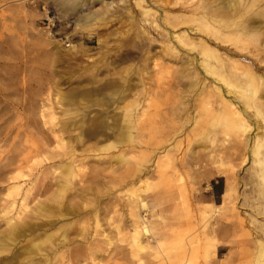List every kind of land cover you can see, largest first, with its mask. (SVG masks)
I'll return each mask as SVG.
<instances>
[{"label": "rangeland", "instance_id": "1", "mask_svg": "<svg viewBox=\"0 0 264 264\" xmlns=\"http://www.w3.org/2000/svg\"><path fill=\"white\" fill-rule=\"evenodd\" d=\"M149 1L0 0V264H258L255 239L264 242V173L257 175L248 138L234 150L227 125L209 126L198 86L192 90L194 80L181 74L180 62L193 66L201 58L170 42L169 32L206 40L225 63L229 60L226 66L233 65L226 71L245 72L250 66L264 82V0ZM145 7L149 12L142 14ZM169 22L174 28L168 30ZM244 27L253 38L244 35ZM171 44L177 47L173 56ZM195 66L192 74L213 87L216 78ZM108 81H127L122 84L126 91H98ZM259 96L263 101L264 90ZM224 98L245 109L233 94ZM134 100L148 115L146 140L158 141L162 131L172 128L177 129L174 139L184 141L188 135L190 140L178 152L190 162L171 176L165 203L159 169L150 162L139 175L128 171L129 165L117 162L118 149L102 150L115 142L101 136L110 134L105 126L97 137L87 132L99 122L119 123L123 107ZM253 111L245 119L251 126L246 135L252 137L263 124ZM147 152L152 161L158 151L146 145L132 156ZM70 165L79 171L63 192L62 175ZM134 178L142 182L138 188ZM24 197L23 219L12 223L25 231L7 237V203L13 198L19 206ZM135 199L144 208L138 228L129 216ZM42 223L47 225L37 229ZM26 227L33 230L26 232ZM134 230L142 234L139 243Z\"/></svg>", "mask_w": 264, "mask_h": 264}, {"label": "bare ground", "instance_id": "2", "mask_svg": "<svg viewBox=\"0 0 264 264\" xmlns=\"http://www.w3.org/2000/svg\"><path fill=\"white\" fill-rule=\"evenodd\" d=\"M148 2H150L149 0H147ZM211 1V0H210ZM227 3H228V0H226ZM224 1V3L226 2ZM146 2V4L148 3ZM231 2V1H230ZM229 2V3H230ZM215 3V2H214ZM213 3V4H214ZM145 4V5H146ZM152 5V4H151ZM223 5V3H222ZM230 5V4H229ZM233 5V4H232ZM231 5V6H232ZM150 6V5H149ZM225 6V5H224ZM227 6V5H226ZM225 6V7H226ZM144 7V6H142ZM220 7V6H218ZM222 7V6H221ZM228 7V6H227ZM233 7V6H232ZM147 7L143 8L142 9V14H147L149 11L146 9ZM230 8V7H229ZM228 8V9H229ZM237 8V7H236ZM263 8V7H262ZM151 9V7H150ZM252 9V8H251ZM217 10V8H216ZM223 10H225L223 8ZM232 10V9H231ZM230 10V12H231ZM242 10V9H241ZM103 11V10H102ZM203 11V10H201ZM206 11V10H205ZM222 11V10H221ZM226 11V10H225ZM229 11V10H228ZM163 12V10H162ZM141 13V12H140ZM154 13V12H153ZM161 13V12H160ZM159 13V14H160ZM165 13V12H164ZM213 13V12H212ZM102 14V13H101ZM107 14V13H106ZM155 14V13H154ZM205 14V13H204ZM225 13H223L224 15ZM237 14V12H236ZM258 14V13H257ZM90 15V14H89ZM138 15V14H137ZM171 15V14H170ZM255 15V14H254ZM261 15H264V14H261ZM163 16V15H162ZM238 16V15H237ZM152 17V16H151ZM159 17V16H158ZM167 17H169V15H167ZM166 17V21H167V18ZM225 17V16H224ZM149 18V17H148ZM161 18V17H160ZM165 18V16H164ZM163 18V19H164ZM170 18V17H169ZM198 18V17H197ZM221 18V17H220ZM236 18V17H235ZM252 18V17H251ZM96 19V18H95ZM159 20V18H157ZM161 19V20H163ZM217 19V18H216ZM155 20V19H154ZM200 20V19H199ZM224 20H226L224 18ZM136 21V20H135ZM145 21V20H144ZM148 21V20H146ZM145 21V22H146ZM164 21V20H163ZM190 22V20H189ZM209 22V21H208ZM249 22V21H247ZM156 23V22H155ZM154 23V24H155ZM158 23V22H157ZM170 23V24H169ZM167 23L169 25V27L166 25L164 26H167L168 27V30L170 29V27H172V24L171 22ZM200 23V22H199ZM90 24V23H89ZM164 24V23H163ZM177 24V23H176ZM189 24V23H187ZM191 24V23H190ZM246 24V23H245ZM248 24V23H247ZM162 25V24H161ZM209 25V24H207ZM244 25V24H242ZM150 26V25H149ZM160 24L158 25L157 28H159ZM184 26V25H183ZM213 27V25L211 24L210 27ZM252 26V25H251ZM250 26V27H251ZM162 27V26H161ZM240 27V26H239ZM246 27H249V26H246ZM174 28V27H172ZM208 28V27H207ZM214 28V27H213ZM245 28V27H244ZM161 30L163 28H160ZM215 30L213 31V34L216 33L217 34V31H216V28H214ZM247 30L244 31V35L246 37H248L249 39L250 38H253L250 36V33L253 32L252 27L250 28V30H248L249 28H245ZM255 29V28H254ZM176 30V29H175ZM165 31V30H164ZM193 31V30H192ZM242 31V30H241ZM256 31V30H255ZM168 32V31H167ZM258 32V30H257ZM162 34V33H161ZM167 34V33H166ZM256 35V34H253V36ZM169 41L172 42L173 41H176L177 42V47L181 46V48H188L190 49L191 51H197L199 57L201 58L199 60V62H196L195 61V64L192 66V63L190 64H187L186 62H183L180 64H182V72L181 74L183 73V76H191L190 80L193 79V83L190 82V87L192 88V90H195L194 88H196L197 86V92L198 90H200V92H198L200 94V96H202L203 99H201V103L203 104V111L205 112L206 114V117L209 118L212 123L211 125L209 126H215V125H219L221 123L227 125L226 127H228V130L230 132L233 133L234 135V138H235V142H234V145L231 146V149H234L236 150L238 147V145L241 144L242 142V138H248L250 140V143L252 144V147H249L250 148V153L251 154V157L253 159V163L255 164L254 166H257L258 168V171H257V175H262L264 173V100L262 101L261 100V96H259V93L262 92V90H264V82L261 78H259L258 76H256L252 70L249 69V67H245V72H240L239 70H236L239 71L240 73H236L235 70L234 72L230 73L228 71L225 70V68H227V66H230V65H227L226 66V63L228 64L229 63V60L228 62H224L222 60V57L220 56V54H218L215 50H213L210 45L208 44V42L205 40H201V39H194V38H191L187 33H185L184 31L181 33V34H176L174 31H171L169 32ZM216 40V39H215ZM122 41V40H121ZM239 41V40H238ZM175 42V43H176ZM173 43V42H172ZM212 43V42H211ZM210 43V44H211ZM216 44V43H215ZM172 45V44H171ZM176 45V44H175ZM237 46V44H236ZM167 47V46H166ZM177 47L174 45H172L168 50H169V54L173 56V54H175L177 52ZM164 48V47H163ZM233 50V49H232ZM162 51V50H161ZM164 54V53H163ZM229 54V53H228ZM161 55V54H160ZM168 55V54H167ZM154 56V55H153ZM156 56V55H155ZM166 56V55H165ZM180 56V55H179ZM182 56V55H181ZM163 57V56H162ZM175 58V56H174ZM177 59V58H176ZM179 59V58H178ZM182 57V61H186L187 59H184ZM244 59V58H243ZM78 60V59H77ZM76 60V61H77ZM115 60H117L118 62V59L115 58ZM120 60V59H119ZM180 60V59H179ZM197 60V59H196ZM102 61V60H101ZM100 61V62H101ZM123 61V59H122ZM120 60V62H122ZM191 61V60H190ZM193 61V59H192ZM73 62V61H72ZM106 62V61H105ZM115 62V61H114ZM112 62V63H114ZM119 62V63H120ZM169 62V61H168ZM236 62V61H235ZM110 63V64H112ZM199 65V67H201L204 72H205V76L206 74L207 75H210V76H214L216 78V80H213L214 84L213 87H211L212 85L208 86L205 85V83L203 82V80H200L198 78H196V75L195 74H192L193 72V68L195 65ZM79 64V63H78ZM94 64V63H93ZM99 64V63H98ZM109 64V65H110ZM115 64V63H114ZM117 64V63H116ZM230 64V63H229ZM95 65V64H94ZM189 65L191 66V70L189 68ZM238 65V63H237ZM242 65V64H241ZM240 65V66H241ZM79 66V65H78ZM89 66V65H88ZM91 68L93 65H90ZM99 66V65H98ZM233 66V65H232ZM232 66H230L232 68ZM80 67V66H79ZM102 67V68H101ZM100 68L103 69V66H101ZM109 67V66H108ZM113 67V66H112ZM115 67V68H114ZM114 69H116V65H114ZM193 67V68H192ZM196 67V66H195ZM87 68V67H86ZM99 68V69H100ZM180 68V67H179ZM239 68V67H238ZM241 69L243 67H240ZM98 69V70H99ZM105 69V68H104ZM110 69V68H109ZM237 69V68H236ZM96 70V69H95ZM107 70V68L105 69ZM197 70V68H196ZM229 70V69H228ZM244 70V69H243ZM112 71V70H111ZM111 71L109 72V70H107V73H111ZM116 71V70H115ZM188 71V72H187ZM199 72V70H197ZM78 72V71H77ZM95 72V71H94ZM144 72V71H143ZM194 72H195V69H194ZM193 72V73H194ZM97 73V72H96ZM115 73V72H114ZM203 73V72H202ZM99 74V73H98ZM146 74V73H145ZM200 74V73H199ZM111 75H114L113 74V71L112 73L110 74ZM114 76L112 78H114ZM117 76V75H116ZM139 76V75H138ZM97 76H92V78H96ZM99 77V76H98ZM107 77V76H106ZM200 77V76H199ZM125 78V77H124ZM188 78V77H187ZM121 79V78H119ZM140 79V78H139ZM138 79V81H139ZM189 79V78H188ZM92 81V80H91ZM102 81V80H101ZM120 81V80H119ZM131 81V80H130ZM186 81H188L186 79ZM97 82V81H96ZM100 82V80L98 81V83ZM127 82V81H126ZM124 81H122L121 83H118L116 81H108L106 83H104L103 85H101V87H98V91H101V90H110V91H118V88L121 87V91H119L120 93H124L125 91L124 90V87L122 84L126 83ZM142 82V80H141ZM141 82H137V85L138 84H141ZM97 83V84H98ZM102 83V82H101ZM211 83V82H210ZM100 84V83H99ZM189 84V83H188ZM92 85H95L92 83ZM126 85V84H125ZM186 85V84H185ZM134 86V85H133ZM142 86V84L140 85ZM84 87V86H83ZM96 87V86H95ZM189 87V88H190ZM141 88V87H140ZM224 88L226 91L223 92V89ZM86 89V87H85ZM184 89V88H183ZM143 90V89H141ZM141 90H138V91H141ZM146 90V89H145ZM169 90V89H168ZM187 90H188V85H187ZM80 91V90H79ZM137 91V92H138ZM84 92V91H83ZM144 92V91H143ZM141 91V93H143ZM192 92V91H191ZM216 92V93H215ZM119 93V95H120ZM140 93V94H141ZM146 93V92H145ZM148 93V92H147ZM83 94V93H81ZM132 94V93H130ZM188 94V93H186ZM194 94V93H193ZM198 94V95H199ZM216 94H217V97L216 98ZM230 94H233L234 96H236V98H238L241 103L243 104V106L245 107V109H243L242 111L241 110V107H238L236 108L233 103V100L231 99V101H226L224 100V96H228ZM263 94V93H262ZM118 95V96H119ZM143 95V94H142ZM153 95V94H152ZM134 96V95H133ZM135 96H136V93H135ZM150 96V95H149ZM147 96V97H149ZM189 96H192L189 95ZM196 97H198L197 95H195ZM81 97V96H80ZM82 98V97H81ZM118 97L115 98V100L117 99ZM144 98V97H143ZM184 98H186V101L188 99H190L191 101V98H187V95L186 97L184 96ZM200 98V97H198ZM133 99V97H132ZM148 99V98H147ZM144 100V99H143ZM217 100L219 102H217ZM147 101V100H146ZM97 102V100L95 101ZM94 102V103H95ZM189 102V100H188ZM98 103V102H97ZM110 103V102H108ZM127 103V101H126ZM141 103V102H140ZM140 103L137 102V101H131L130 103H127L123 109H122V112H121V117H119V123L117 121H113V122H110L111 125H104V123L102 122H99V124L97 125H94L92 124L90 126V128L88 129L89 131H87L90 135L94 136V137H97L98 135H100L99 133V129L102 130V127H106L109 131H110V134L108 133H104L102 132L101 136L105 137V141H111L110 140V137H112L115 142H107V144H105L104 146H102V150H110V149H118L117 151V162L119 163H123L124 165H129L130 167L127 169L128 171H132V172H141V169L142 167L146 164H149L151 162V165L153 167H156L157 169H159V179L162 180V186H163V190H162V193H163V196L160 197L162 199V201L167 202L169 197L168 196V193L170 192L169 190V187H166V185L168 184V181H170L171 179V176L174 178L176 175H177V172L179 170H182L183 167H184V162H187L189 163L190 161H186V155L184 154H178V152L180 151V149L182 148L181 145L184 144L185 142L186 143H189L190 140L188 138V135H184V133L182 136L185 140H180L177 138L174 139V137L177 135V129L176 128H170L171 130L170 131H162V133L159 135V139L158 141H155V142H150V140H146V137H145V131L147 130V124L149 123V119H147L148 115L145 111V108L143 109V107L140 106ZM184 103V102H183ZM191 103V102H189ZM236 103V101H235ZM117 104V103H115ZM187 105V104H186ZM184 105V106H186ZM190 105V104H189ZM97 106V105H96ZM188 106V105H187ZM194 107V106H193ZM243 107V108H244ZM187 108V107H186ZM185 108V109H186ZM116 109V107L114 108ZM121 109V108H120ZM119 109V110H120ZM176 110H178L177 108H175ZM174 109V110H175ZM118 110V109H117ZM192 110V109H191ZM249 110H254L253 112L255 113V116H258V117H261L262 119V126L261 127H257L255 130H256V133L254 134V136L252 137L251 135L248 136L246 134H249L250 132V124L249 122L250 121H246L248 119H246V116L247 113L249 112ZM115 113V110H113ZM189 111V110H187ZM177 112V111H176ZM182 111H180L181 113ZM185 112V110H184ZM182 112V113H184ZM192 112V111H191ZM100 113V112H99ZM118 113V112H117ZM116 113V114H117ZM167 113V112H166ZM189 113V112H188ZM253 113V115H254ZM120 114V113H119ZM185 114V113H184ZM193 114V113H191ZM173 115H176V114H173ZM180 115V114H179ZM186 115V114H185ZM168 116V115H167ZM178 116V115H177ZM112 117V116H111ZM169 117V116H168ZM171 117V116H170ZM182 117V116H181ZM184 117V115H183ZM186 117V116H185ZM187 117H188V114H187ZM192 117V115H191ZM199 117L200 115L199 114H196L191 120L193 121L192 124L194 125L193 127H195V125L197 126L198 125V120H199ZM101 118V117H100ZM172 118V117H171ZM178 118V117H177ZM104 119V117H103ZM101 119V120H103ZM111 119V118H109ZM183 119V118H182ZM181 119V120H182ZM246 119V120H245ZM185 120V119H184ZM107 121V120H106ZM210 121V122H211ZM117 122V123H116ZM97 123V122H96ZM181 123V122H180ZM183 123V122H182ZM66 125V124H65ZM181 125V124H180ZM222 125V124H221ZM256 125V124H255ZM259 125H261L259 123ZM258 125V126H259ZM86 126H88L86 124ZM65 127V126H64ZM68 127V125H67ZM256 127V126H255ZM180 130V129H179ZM261 130V133H259V131ZM182 132V131H181ZM247 136V137H246ZM181 137V138H182ZM60 140V143H61V139ZM101 140V139H100ZM226 140V139H225ZM63 142V141H62ZM98 142V141H97ZM170 142H172L171 144H169ZM59 143V144H60ZM62 144V143H61ZM169 144V145H168ZM228 144V143H227ZM148 145V147H151L153 145L154 149L157 150V154L155 157H153V160L150 161L152 158V156L150 157V154L147 152V154H144V155H141L140 157H133L132 154H135V153H138L140 151V149L144 146ZM184 146V145H183ZM138 148L139 151H136V149ZM218 148V147H217ZM221 148V146H220ZM226 149V148H225ZM101 150V149H100ZM144 150V149H143ZM144 152V151H143ZM154 153V152H153ZM125 157H128V158H125ZM151 158V159H150ZM191 159V158H189ZM244 161V160H243ZM72 163V162H71ZM81 167V166H80ZM79 167V168H80ZM143 167V168H144ZM148 167V165L146 166ZM151 166L149 165V168ZM148 168V169H149ZM156 169V170H157ZM78 168L76 167H73V166H68L67 170L65 171V174L62 175V184H61V190L64 192L65 188L68 189V187L71 185L72 183V179H74V177H76V175L78 174ZM256 172V171H255ZM80 173V172H79ZM139 175V173H138ZM138 175L136 174V177H138ZM135 179V178H134ZM136 180V187L138 188V185L140 186V184L142 183L141 180H139L138 178L135 179ZM139 180V181H138ZM173 182V181H172ZM26 185V184H25ZM31 186V185H30ZM12 189L14 191L18 190V187L15 185L12 187ZM134 189V188H133ZM162 189V188H161ZM234 188H233V185H230V188H229V191H233ZM66 191V190H65ZM12 192V191H10ZM62 192V193H63ZM31 194V193H30ZM134 197L138 198V195L134 194ZM231 197V193L228 194V198ZM227 198V199H228ZM229 200V199H228ZM26 197H24L22 199V201L19 203V206L16 205V202L15 200H13L12 198V201H8L9 203H7V205L4 207L6 208L7 207V210L4 211V214L6 216L10 215L7 219H6V223L7 225L9 226V229H7V237H11L13 235H16V236H21L25 230H23V227H22V230H20V228H18V226H16L13 222L14 219H23L22 217H20L22 214V212L26 209L27 207V203H26ZM89 202V201H88ZM140 201H138V199H135L134 201H132V204L130 205V210H129V216L130 218L132 219V224L140 227V224L142 223L141 222V217L139 215L140 211L143 210L144 208L141 207ZM5 203V202H4ZM40 206V205H38ZM45 206V205H44ZM48 209V207H47ZM40 210V209H39ZM45 210V209H44ZM43 210V211H44ZM51 210V209H50ZM60 211V210H58ZM49 212V211H48ZM46 213V212H45ZM51 214V213H50ZM48 213V215H50ZM52 216V215H51ZM34 218V216H32ZM39 217V216H38ZM48 217V216H47ZM50 217V216H49ZM37 218V217H36ZM19 221V220H18ZM35 221V219H34ZM49 222V221H48ZM47 222V223H48ZM23 223L21 222V226ZM29 224V223H28ZM50 223H48V226H49ZM55 224V222H54ZM57 224V223H56ZM55 224V225H56ZM47 224H40V226L37 227V229H42L44 226H46ZM65 225V224H64ZM47 226V227H48ZM52 226H50L51 228ZM54 227V226H53ZM27 228V227H26ZM49 228V227H48ZM25 229V227H24ZM28 230H33V227L32 228H27L26 229V232ZM35 230L34 229V233H35ZM53 230V229H52ZM141 230V229H140ZM42 231V230H41ZM50 231V230H49ZM64 231V230H63ZM79 231V230H78ZM220 231V229L218 230ZM31 232V231H30ZM29 232V233H30ZM45 232V231H44ZM28 233V234H29ZM33 233V234H34ZM46 233V232H45ZM54 233V232H53ZM65 233V232H64ZM63 233V234H64ZM81 233V232H80ZM83 233V232H82ZM32 234V233H31ZM47 234V233H46ZM62 234V235H63ZM65 235V234H64ZM5 236V235H4ZM25 236V235H24ZM26 236H30V235H26ZM45 236V235H44ZM48 235L45 236V238H47ZM90 236V235H89ZM37 237V236H36ZM49 237V236H48ZM134 239H138L140 237H142V234L136 230H134ZM21 238V237H20ZM40 238H41V235H40ZM45 238L44 241H45ZM50 238V237H49ZM47 238L46 241L49 239ZM132 238V237H131ZM148 238V237H147ZM53 239V238H52ZM63 239V238H61ZM66 240V238H64ZM41 240V239H40ZM64 240V241H65ZM89 239H87L88 241ZM142 240V239H141ZM39 241V240H38ZM62 241V240H61ZM136 241L137 243H139V239L138 240H134ZM133 241V242H134ZM40 242V241H39ZM135 242V243H136ZM147 243H150L149 241H147ZM5 244V243H3ZM7 244L6 243V247H7ZM141 244V243H140ZM45 245V244H44ZM139 245V244H138ZM255 245H256V251H257V263L258 264H264L262 260H264V242L260 239H255ZM5 248V247H4ZM139 248V247H138ZM42 251V250H41ZM100 264V263H99Z\"/></svg>", "mask_w": 264, "mask_h": 264}]
</instances>
